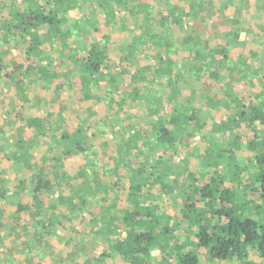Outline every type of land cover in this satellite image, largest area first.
Returning a JSON list of instances; mask_svg holds the SVG:
<instances>
[{
  "label": "trees",
  "instance_id": "trees-1",
  "mask_svg": "<svg viewBox=\"0 0 264 264\" xmlns=\"http://www.w3.org/2000/svg\"><path fill=\"white\" fill-rule=\"evenodd\" d=\"M23 2V10L10 6L6 21L10 36L25 44L22 62L14 63L8 76L15 93L30 85L29 72L56 96L69 87V71L58 74L45 63L57 55L78 70L80 100L88 106L72 120V129L62 111L49 112L44 120L30 117L27 125L35 136L12 148L0 136V203L24 194L15 208L25 220L41 209L47 195L58 198L46 222H25L21 228L41 229L68 243L70 255L60 258L62 264H264V22L261 29L234 22L251 0ZM135 18L139 29L133 28ZM123 25L130 42L120 48L112 67L113 44L103 33ZM181 28L187 32L181 43L190 46L193 61L186 68L169 36L171 29ZM88 36L94 38L89 48L78 51L74 41ZM222 72L228 83L221 81ZM187 83L195 96H223L226 114L209 126L201 119L204 107L191 104L196 99L180 102ZM155 84L163 86L165 96L150 94ZM233 85L244 89L249 100ZM217 98H207L210 110L218 108ZM128 101L148 102L147 114L154 119L148 127L124 114ZM207 125L208 140L224 144L206 148L199 156L204 170L196 173L188 166L194 154L189 139ZM96 131L110 137L108 145H91ZM106 147L109 158L101 153ZM181 148L185 157L176 169L170 154ZM72 159L82 165L69 174L65 165ZM17 168L27 176L7 188L9 170ZM168 197L172 202L166 207ZM82 217L88 218L86 232L94 237L90 248L75 243L74 224ZM66 224L63 236L57 226Z\"/></svg>",
  "mask_w": 264,
  "mask_h": 264
},
{
  "label": "rangeland",
  "instance_id": "rangeland-1",
  "mask_svg": "<svg viewBox=\"0 0 264 264\" xmlns=\"http://www.w3.org/2000/svg\"><path fill=\"white\" fill-rule=\"evenodd\" d=\"M23 1L24 0H0V136L1 140L6 143L7 149L12 148L16 142L25 141L30 139L32 136H35L34 130L30 129L27 125L30 117L33 115L40 116V118L44 120L46 119V116L49 112L58 113L62 111L66 115V120L69 126L68 128L72 129V120L76 117L78 118V115L84 114L85 109L88 106L87 103L81 102L80 100L79 90L81 89V84L79 81L80 79L78 70L68 60V58H61L57 55H53V57H50V59L45 63L51 70H56L58 74L63 73L64 70H68L70 81L69 87L59 92V95L56 96V94L51 92V88L47 87L48 84H45L42 81L36 82V75H34L32 72H29L26 74V80L27 83H30V85L26 87V90L23 93H15L8 76L11 73L14 63L22 62L21 55L25 49V44L23 43V40H18L19 38L10 36V33L7 31L8 23L6 21L7 18L9 19L7 12H9L10 6L15 5L19 10L26 8V5ZM251 2L252 3L249 7L245 4L246 10L241 15L242 17H237L238 20H236L235 17L234 22H238L240 20V24L244 27L248 28L255 26L258 29H261L263 27L260 24H262L261 22H264V0H251ZM84 13L85 10L80 12V14ZM133 25L134 29H139L140 19L138 21L137 18H135ZM127 32L128 27L125 28L123 25L115 28L113 27L110 29V31H104L103 33L109 35L110 41L113 44V49L110 54V64L112 67L116 66V63H118L120 53H122L120 48L122 46H127L130 42ZM185 34H187L185 28L178 29V31L171 29L169 36L170 38L176 40L178 51L181 56L180 66L186 68L190 67L193 64V61L190 59V46L188 44L184 45L181 43V40L186 38ZM251 39L252 36L248 38L249 41ZM93 40L94 38L90 36L81 38L80 40L74 41V46L78 51L81 49H87ZM207 40L208 37L204 39V42L206 43ZM250 42H252V40ZM212 44H215V42L212 41ZM248 47L249 48L247 49L250 50L251 46ZM149 49L151 51H162L161 49H155L154 47H150ZM243 55L245 57L248 56L247 50L244 51ZM251 64L253 63L251 62ZM260 75L264 76V73H260ZM260 78L262 79V77ZM220 79L221 81H225L227 83L229 82L226 72H222ZM206 80L210 82V84L213 83L212 78H208ZM262 81H264V77ZM45 86L47 88L44 92L43 87ZM233 87H235L237 90L236 92L242 99L245 101L249 100L244 89L234 85ZM162 88V85L155 84L150 89V94L156 97L159 95V92H161V96H165L166 91H163ZM192 88L193 86L191 84H185L184 90L186 95L180 98V102L185 103L186 101L190 102L192 98L196 99V101L192 99L194 102L191 101V104L193 103L192 105L194 108L198 106L204 107L200 114L201 119H203L209 126L213 120L216 121L221 116L226 114L225 106L229 105H226L223 96L217 95L213 97L209 95L208 97L206 94L195 96L194 94L190 93ZM207 98L213 101L215 100L214 98H217V102L219 103L217 104L218 108H213V110H210L206 106ZM145 100L147 101V99ZM146 101L134 103H129L128 101V104H126L124 109V114H130L134 121L143 127H148V125L154 120L147 114L145 107L147 106L148 102ZM124 114L119 115V117L124 119ZM16 115L17 117H15ZM75 122H77V119ZM208 125L205 126V129L198 130L195 133L194 138L189 139V144L194 154L190 156L188 166L189 169H192L196 173L204 170L199 156L206 153V148L218 147L224 144V142L222 140L219 141V139L216 142H214L212 139L208 140L210 137V135L207 134V130L209 128ZM95 135L97 136L94 141H92V146H98L103 142H105V145L109 144L108 140L110 137L107 138L105 135L97 133V131ZM148 136H151V133H148ZM185 151V148H181L180 151L170 154L171 164L176 169H180V166L182 165L181 160L185 157ZM42 152L43 149L37 150L35 153H33L34 157L36 158L37 156H41ZM101 153L103 156H107L109 158L111 149H103ZM238 157L241 158L242 163L245 162V155L239 153ZM80 165H82L81 160L72 159L67 162L65 168L69 174H72L75 173ZM9 171L10 175L8 176L5 185L7 188H10L9 186L11 185H16L19 180L27 176L26 170L24 169L17 168L15 170L11 169ZM172 180L173 177H169L167 179L169 182H172ZM62 188L64 187H56V191H61ZM175 194H173L175 196V202H179L180 198H178ZM20 199H25L24 194H21L20 198L10 196L6 199V201L0 203V215H2V217H0V264H62L59 262L60 258H65L66 260L70 255L71 247L68 245V243L61 242L55 237L54 239H51L49 236L45 235L44 231L41 229L36 230L34 228L35 230L31 229L29 231H25L21 228L22 224L25 222H28L33 226L36 224L41 225L42 223L46 222L47 218L52 213L53 208L58 205V198L54 196V194L47 195V197L42 199L43 203L41 205V209L34 211L33 214H26L25 220H21V215L19 216L16 213L15 207L20 202ZM167 199L168 204L166 207H168L170 202H172L171 197H168ZM65 210L68 209L65 208ZM95 212H98L96 205ZM87 221L88 218L85 220V217L75 221L74 225L77 229L74 232V237L77 240V242H75L77 245L83 243L82 247L90 248L89 240L93 239L94 237L90 236L86 232ZM57 229V231H63V236L68 233L67 224L65 228L64 226H57ZM153 257L160 258V256L157 254Z\"/></svg>",
  "mask_w": 264,
  "mask_h": 264
}]
</instances>
